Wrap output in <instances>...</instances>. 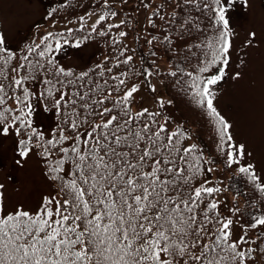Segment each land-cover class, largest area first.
I'll list each match as a JSON object with an SVG mask.
<instances>
[{
    "label": "snow or ice",
    "instance_id": "1",
    "mask_svg": "<svg viewBox=\"0 0 264 264\" xmlns=\"http://www.w3.org/2000/svg\"><path fill=\"white\" fill-rule=\"evenodd\" d=\"M238 4L246 8L248 0H161L147 22L168 33L162 42L172 45L174 39L188 38V50H197V74L185 73L187 79L175 83L215 122L218 151L225 153L227 143L226 165H237L264 195V182L254 166H240L244 146L231 143L230 125L213 105V86L231 65L236 33L229 13ZM108 7L95 24L105 21L109 12L117 15ZM166 7L170 15L161 12ZM55 12L49 11L46 19ZM153 17L163 24L157 25ZM124 23L109 25L107 31L93 25L85 35H74L72 28L49 31L38 42L26 43L20 55L0 34V105L9 98L8 89L20 92L14 96L15 109L0 110V135L17 138V165L39 155L54 188L35 211L23 206L8 210L0 183V264H256L255 249L249 245L264 253V211L241 213L235 204L229 208L230 214L251 216L247 221H234L218 211L221 188L207 179L216 170L215 161L197 154V145H185L188 137L179 125L175 130L166 127L169 117L162 110L172 101L158 98L149 79L155 73H133L144 77L139 82H129L124 69L113 73L114 67L133 60L125 55L126 46L115 47L127 33L111 36V54L86 71L65 68L57 59L66 46L78 49L93 33L110 36L112 28ZM255 36L250 32L245 44L252 45ZM112 60L115 63L105 67ZM169 75L177 77V71ZM142 85L157 94L153 99L159 110L133 108ZM37 106L55 121L47 138L34 126ZM12 112L16 114L9 115ZM201 176L205 178L195 183Z\"/></svg>",
    "mask_w": 264,
    "mask_h": 264
},
{
    "label": "rangeland",
    "instance_id": "2",
    "mask_svg": "<svg viewBox=\"0 0 264 264\" xmlns=\"http://www.w3.org/2000/svg\"><path fill=\"white\" fill-rule=\"evenodd\" d=\"M148 4L145 8L143 5ZM155 0H144L136 23L141 27L146 24V15L149 9L154 6ZM124 12L132 14L137 7L124 4ZM129 5V6H128ZM47 13L45 3L42 0H0V34L6 39V45L17 52L23 48L25 41L31 36L39 39L42 35L53 30H62L79 25V21L74 18L45 20ZM231 25L235 30L233 40V55L231 65L225 78L216 86H213L214 107L226 118L230 125V132L235 145H243L245 155L240 161V166L252 164L253 170L264 182V0H248V6L237 5L229 13ZM71 21V23H68ZM255 32V40L252 45L245 44L249 33ZM90 46L95 53L99 44H83ZM92 52L90 49L85 48ZM72 55L65 58L67 64H81L93 59V54L75 50ZM98 59V58H97ZM96 59V60H97ZM239 73V76H235ZM151 83L156 87L158 98L168 101V94L158 75L149 77ZM139 82V81H138ZM156 93L147 91L146 86H141V91L136 98L134 108L148 107L152 111L159 110ZM35 118L51 128L52 115L45 114L43 109L37 106ZM171 104H167L162 110V115L169 117L166 125L171 128L175 124L171 119H175L176 111ZM174 114V115H173ZM177 114V113H176ZM185 127L186 124L182 123ZM187 127V126H186ZM16 140L14 134L7 137L0 135V183L4 185V198L7 209L11 210L17 206L35 211L40 205L42 197L54 194L51 182L45 176L44 163L39 155L32 154L21 165L16 164L20 159L16 151ZM195 143V137L190 136L189 144ZM235 168L238 167L234 165ZM210 181L216 186L215 178ZM223 201L222 212L229 215L234 221L243 218L245 215L230 214L229 208L233 206L232 196L227 192L218 194ZM241 213L245 211L241 210ZM235 234H240V227L236 226ZM250 233L252 230H249ZM235 238V236L233 237ZM252 239H255L253 236ZM260 244V241H256ZM255 249L254 260L259 264H264V253L259 251L256 245H249Z\"/></svg>",
    "mask_w": 264,
    "mask_h": 264
},
{
    "label": "trees",
    "instance_id": "3",
    "mask_svg": "<svg viewBox=\"0 0 264 264\" xmlns=\"http://www.w3.org/2000/svg\"><path fill=\"white\" fill-rule=\"evenodd\" d=\"M119 1L121 0H108V5H110L111 11H115L117 15L120 9L116 7L114 3ZM131 1L139 2L140 0H127V2ZM104 2L105 0H66L65 2H62L54 7L57 9V12L53 13L51 18L63 19L71 16L80 18L84 11L96 8L104 9V12L109 11L108 5H105ZM165 11L168 12L169 15L171 14L170 7L161 9V12ZM116 16H111L109 12V15L106 17L105 21L95 25L97 31H107L109 25L120 24L114 20ZM126 23H128L127 20ZM160 24H163V21L159 19L158 25ZM91 27L92 26L86 22L82 26L72 29L74 30V35H85L91 31ZM77 29H81L82 31L77 32ZM66 30L61 31L66 33ZM119 31H121V27L119 29L112 28L110 36L106 37H100L96 33H93V39L86 42H99L101 45H103V56H101L99 61L93 62L84 68H69L75 72L86 71L93 65L103 61L104 56L110 55L113 50L111 47H109L110 37L118 36ZM166 34L168 33H166L162 28H159V31L155 35L157 39L151 44L148 43L150 39L143 42L140 34H127L126 37L119 38L121 43L115 45V47L120 48L121 46H126L128 51L125 52V55H131L133 60L130 61L129 65L127 66L121 65L120 68L114 67L113 73H118L121 69L128 71L129 76L126 77V79L129 80V82H137L144 79L143 76L134 75L133 73H140L144 70H150L157 74L160 77L165 92L168 94L169 100L172 101V104L176 109L179 118L181 119V122H179L177 125H179L183 131H185L188 137V139L184 141L185 145H189L190 136H194L195 143L193 144L197 145V154L203 155L206 159H212L216 164H221V166L227 170L229 169L225 162L227 143L225 144V153L219 152L217 145L220 138L215 122L207 115L206 108L197 106L195 101L191 98L190 93L183 90L181 85L175 83L178 78L182 80L187 79V76L184 75L185 73L192 72L194 75L197 74L195 71L197 60L193 55V53H196L197 50L195 48H193L191 52L188 50V38L180 39L182 42H178V39H174L172 45L162 42V38ZM170 35L174 38L176 37V32L173 31ZM152 37L153 36L150 38L152 39ZM57 59H60L59 54H57ZM121 59H123V57H121ZM14 63L15 61H13V64ZM114 63L115 60H112L110 63L106 62L105 67H110ZM9 67H11V65ZM179 69H183L184 73L179 72ZM172 71H177V77H172L169 75V73ZM9 74L13 75L12 73ZM21 74H23V72ZM26 86H29L27 82ZM8 93L9 98L4 104L5 108L15 109L17 105L15 104L14 96L20 94V92L19 90L13 92L12 89H8ZM13 114L16 113L12 112L9 115ZM182 123H185L187 127H183ZM39 130L45 134L46 138L50 136V133H47L44 129L39 128ZM208 177L209 174L207 175V178ZM204 178L205 177L203 176L198 177L195 183H199ZM225 185L236 199L239 198L242 201V207L245 213L258 214V211H264V195H261L255 191L251 182L247 180V177L244 174L239 173L238 169L232 172L226 178ZM253 201H255V206H253ZM218 211L222 213L221 204ZM245 217L247 220L251 219V216L246 215Z\"/></svg>",
    "mask_w": 264,
    "mask_h": 264
}]
</instances>
